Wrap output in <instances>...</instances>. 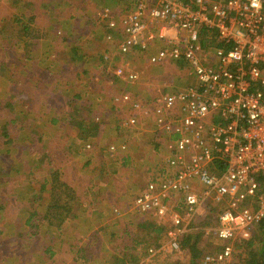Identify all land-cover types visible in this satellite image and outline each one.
Listing matches in <instances>:
<instances>
[{
    "label": "rangeland",
    "instance_id": "obj_1",
    "mask_svg": "<svg viewBox=\"0 0 264 264\" xmlns=\"http://www.w3.org/2000/svg\"><path fill=\"white\" fill-rule=\"evenodd\" d=\"M34 1L0 0V31L9 28L0 33V264H109L131 245L138 260L126 264H188L187 251L151 257L147 251L158 249L165 230L138 232L145 220L130 210L167 152L154 129L157 104L137 98L149 105L148 118L131 100L132 85L149 74L150 51H137L140 65L126 68L119 32L100 20L106 9L118 19L129 0ZM31 14L35 49L15 44L19 34L11 28ZM168 62L169 78L176 71L188 81L182 89L193 83L188 66ZM119 68L136 78L118 77ZM133 116L136 125L126 124ZM210 238L212 245L203 238L204 254L216 249Z\"/></svg>",
    "mask_w": 264,
    "mask_h": 264
},
{
    "label": "built area",
    "instance_id": "obj_2",
    "mask_svg": "<svg viewBox=\"0 0 264 264\" xmlns=\"http://www.w3.org/2000/svg\"><path fill=\"white\" fill-rule=\"evenodd\" d=\"M115 19L120 53L147 52L148 62L185 63L195 84L164 94L154 109L155 131L168 151L134 200L137 213L167 219L165 240L154 257L181 251L208 205L221 206L215 228H205L219 249L203 264H230L233 243L264 222V0H129ZM169 30L176 35L170 36ZM203 37L206 45H203ZM118 77L134 80L119 68ZM144 115L149 109L134 102ZM133 116L126 124L136 125Z\"/></svg>",
    "mask_w": 264,
    "mask_h": 264
},
{
    "label": "trees",
    "instance_id": "obj_3",
    "mask_svg": "<svg viewBox=\"0 0 264 264\" xmlns=\"http://www.w3.org/2000/svg\"><path fill=\"white\" fill-rule=\"evenodd\" d=\"M14 3L17 5H20V6H22V4H24V6H26V7L28 6V4L31 6H33L35 4L34 2L33 3H31V2L26 3L22 0H12L11 2H9V4H11V5ZM32 20H33V15L31 17V20L27 23H21L20 19L17 18L16 21L20 22V27H18L17 29L14 27H11L13 32L15 31V33L19 34L15 44H17V45L22 44L20 47H22L24 45V46H31L32 48L35 49L34 43L31 42L34 40V37L30 36L31 35L30 33L32 31L28 32V30H32V28H33V25H31ZM8 31H9L8 27H3L0 31V33L3 34V33H6ZM106 39H108V38L106 37ZM106 41L111 42L112 40H106ZM9 44H11V43H9ZM204 44L206 45V42H204ZM12 48L13 47L8 46V50H12ZM16 51H18V50H16ZM117 51H118V49H117ZM129 53H120L119 52V55L125 56V55H128ZM78 55H79V53H78ZM12 101H14V100H12ZM8 106H12V105H8ZM51 122L56 123L57 118H52ZM221 212H222L221 206L209 205L207 210H206V214H205V217L203 218L202 222H200L199 224L196 223V229L193 232H191L190 234H188L182 238L181 243H180L181 251H187L188 252V254H189L188 264H203V259H204V255H205L204 250L206 249V244L203 243L204 242L203 238L207 239V241L212 245V243H211L212 239L210 238L211 236H206L204 229L205 228H215L218 225V217H219V214ZM198 226L199 227L202 226V227L197 228ZM149 228L154 233H162V232H164V230L166 231L168 229V226L166 227L164 225H159V224L152 223L149 221H143L142 223L137 225L136 230L138 232H143L144 230H147ZM201 243H203V244L201 245ZM137 244H141V243L137 242ZM233 245H234L233 246L234 252H233V257H232V261L230 264H264V222L261 223L255 229V231L250 235L249 238L238 239L233 243ZM134 248L135 247L133 245L126 246L125 250L120 252V255H117V254L111 255L108 263L109 264H124V263L126 264L128 262L127 260H129V258H130L129 262H131V263L137 261L138 258H136V256H134L131 253L134 250ZM155 248H157V247H155ZM144 249H145V247H144ZM218 249H219V245L216 246V249H215L216 252L218 251ZM136 250H138V249H136ZM157 255H155V256H157ZM135 263H133V264H135ZM161 264H178V263H173V262L172 263H167V262L162 263L161 262Z\"/></svg>",
    "mask_w": 264,
    "mask_h": 264
},
{
    "label": "crops",
    "instance_id": "obj_4",
    "mask_svg": "<svg viewBox=\"0 0 264 264\" xmlns=\"http://www.w3.org/2000/svg\"><path fill=\"white\" fill-rule=\"evenodd\" d=\"M2 1L11 2L12 0H2ZM22 1H25V0H22ZM33 2L34 3H38L37 1L31 0V3H33ZM27 12L32 13V11H27ZM31 16H32V14H31ZM169 35L170 36H174V35H176V33L173 30H169ZM203 42H205V38L204 37H203ZM156 45L162 47L163 43L157 42ZM203 45H205V44L203 43ZM153 48L154 47H151L150 54L154 53L157 50V49L155 50ZM137 51H139V50L135 49V50L131 51L128 54L127 58H129V63H126V66H127L126 68L132 70V68L135 65L136 66H138V64L140 65L141 58H139L137 56V54H135ZM168 64H169L168 61H165V62H163L161 64H158V65L149 64V67H150L149 68L150 69L149 74L147 73L146 74L147 76H145V78L143 76L139 77L138 78L139 80L136 81V83L132 85V90L134 92L133 94H135V99H133L131 97V100L132 101L134 100L133 103L134 102H139V101H137V98L139 97V98H143V102H146L147 104H150L151 106L159 104L160 98H161V96L163 95L164 92L170 93L171 91L176 89V86L178 87L179 85H181V88H179V89H182V85L188 84V83H185V82H188V81L184 78V76L180 75V76L176 77V71H175V77L169 78V73L172 70L171 67H174V66H169ZM179 64L186 65L185 63H179ZM178 79H180V80H178ZM193 83L195 84V80L194 79H193ZM193 83H190L188 86L193 85ZM183 87H185V86H183ZM119 95H117V96H119L120 103L122 104V102L125 101L126 99L124 98V95H121V94H119ZM136 95H137V97H136ZM150 99L153 100V102H152L153 104L151 103ZM154 103H156V104H154ZM143 104L146 105L145 103H143ZM147 107L149 108V105H146L145 109H148ZM155 107H157V106H155ZM139 112H141L140 114H143L142 111H139ZM143 116L150 118L149 114L148 115H144L143 114ZM164 148H165V150H166V152L168 154V151L166 149L165 140H164ZM134 200H133L132 208L130 210H131L132 213H135L137 215H134V214H132V215L137 216V217H142L141 219H143L145 221H149V222L156 223V224H159V225H164L166 227L169 226V224L167 222V219H159L158 217L150 215V214L143 215V214L137 213L136 208L134 207ZM210 205H212V204H210ZM207 208H205L203 216H205ZM60 223L53 222L54 225H57V224H60ZM66 223H68L67 219H66ZM214 240H216V239H214ZM216 242H217V240H216ZM217 244H218V242H217ZM215 251L216 250L212 251L211 253H213Z\"/></svg>",
    "mask_w": 264,
    "mask_h": 264
}]
</instances>
